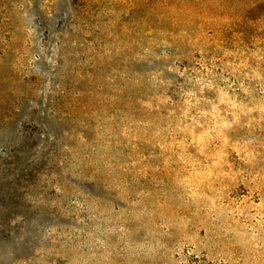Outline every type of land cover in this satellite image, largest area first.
Returning <instances> with one entry per match:
<instances>
[{"label":"rangeland","instance_id":"rangeland-1","mask_svg":"<svg viewBox=\"0 0 264 264\" xmlns=\"http://www.w3.org/2000/svg\"><path fill=\"white\" fill-rule=\"evenodd\" d=\"M0 264H264V0H0Z\"/></svg>","mask_w":264,"mask_h":264}]
</instances>
